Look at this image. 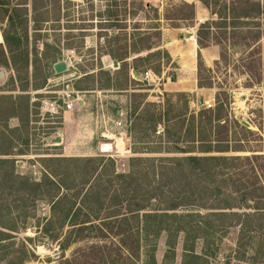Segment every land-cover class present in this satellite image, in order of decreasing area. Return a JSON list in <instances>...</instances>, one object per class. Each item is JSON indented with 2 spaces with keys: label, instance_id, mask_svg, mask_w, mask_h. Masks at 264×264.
Masks as SVG:
<instances>
[{
  "label": "rangeland",
  "instance_id": "obj_1",
  "mask_svg": "<svg viewBox=\"0 0 264 264\" xmlns=\"http://www.w3.org/2000/svg\"><path fill=\"white\" fill-rule=\"evenodd\" d=\"M1 1L7 5L6 9L0 7V41H3L2 30L7 27V11L11 12L18 3L27 4V9L23 7L21 11L12 12L18 18L16 28L21 38V43L16 47L18 52L13 56L14 61L11 63L9 59L10 62H7L0 56V209L13 206L14 198L11 195L30 192L31 187L18 186L22 184L21 180L15 185L14 179L43 182L49 175L50 179L64 180L68 187L65 190L77 195L85 191L87 184L84 183L87 180L90 182L97 176L115 187L119 183L115 179L117 173L127 172L132 164L138 166L140 171L141 166L152 168L158 166L160 161L176 162L177 158L186 156L178 150L181 144L188 151H195L191 155L197 156L200 128L193 131L190 115L208 109L207 103L212 106L211 110H218L223 105L222 113L230 121L225 137L231 152L223 156H246L251 155L250 151L264 153V37L260 43L261 65L257 70L261 77L259 85H256L255 79L254 83L249 81L244 73V66L250 59L248 54L243 49H236L227 53L225 61L215 63L211 69L206 66V70L203 69V83L206 84L205 80L208 79L207 82L213 85L211 93L207 88L188 93L179 90L188 84L191 75L184 70V76L178 78V74L182 73L178 61L181 53L190 49L198 24L210 19L208 11L197 0L174 1L175 4L182 1L194 4L196 8V28H192L193 24L190 23L184 24L188 27L180 29L171 28L163 20L165 8L170 4L167 0H37L39 7L42 4L47 6L46 11L37 13L38 20L48 21L41 27L46 31L40 34L34 31L32 0H18V3L16 0ZM117 14L120 16L118 20H126V25L107 23L109 18L114 20L113 15ZM156 14L160 23L154 20ZM156 27L162 33L160 48L144 51L140 56L145 58L157 50L160 53L138 62L137 76L134 70H130L131 59L127 63H118L115 59L125 54L119 40L112 39L109 45L99 38V35L120 38L121 34H155ZM12 32L10 30L9 33ZM152 42L155 40H144L142 45L146 47ZM43 43L47 47L44 48ZM68 53L74 56L70 69L56 75L54 64L64 61ZM114 62L118 63L117 67ZM207 70H211V73ZM147 74L148 79H145ZM171 80L176 85L169 87ZM67 92L76 98L73 117L85 125L87 131L84 134L82 124H66L62 112L55 118L42 111L43 102L65 96ZM201 100H205L204 105L200 104ZM59 103L62 105V102ZM83 103L85 106H82ZM172 119L176 120L170 122ZM119 121L121 128L115 127ZM189 129L192 133H189ZM204 132V135L207 134L205 129ZM103 135L109 139H104ZM120 136L125 137V154H118L116 150L112 154L100 153V146L105 143L113 144L115 149L116 138ZM82 141L84 145H81ZM236 148L243 151L233 152L232 149ZM217 155L221 154L206 156ZM97 158H104L105 161L96 160L91 164L76 162ZM147 159H151V162H147ZM86 165L88 170H85ZM191 167L195 169L199 166ZM222 172L228 173L226 170ZM223 180L221 193L228 194L231 180L227 175H223ZM233 181H238V177H234ZM208 182L205 180L204 185H210ZM245 182L250 185L253 179L245 178ZM237 185L244 190L242 183ZM194 188L190 181L183 182L180 188L167 187L163 182L154 193L171 197V193L177 192L178 204L200 209V212L192 213L193 217L188 220L191 226H196L202 220L200 216H208L211 212L204 211V208H217L224 203L220 202V198L215 203V197H211L220 195L217 190L208 189L210 199L203 200L194 192ZM232 189L235 190L233 186ZM33 206L37 208V213H33L35 219L29 221L30 227H33L32 222H43L51 214L44 202ZM110 207V203H103L102 217L103 214L110 216ZM186 213L176 212L178 215ZM173 222L175 218L165 219L170 229H173ZM212 222L199 231L194 228L190 239L183 233L171 236L168 232L143 238L140 263L264 264V221L244 230V235L240 226ZM35 232L28 229L19 235L17 242L25 237L36 238ZM38 242L35 249L37 258L27 264H58L57 260L63 255L59 246L47 239H39ZM90 243L72 245L65 256L70 257L74 251Z\"/></svg>",
  "mask_w": 264,
  "mask_h": 264
},
{
  "label": "trees",
  "instance_id": "obj_2",
  "mask_svg": "<svg viewBox=\"0 0 264 264\" xmlns=\"http://www.w3.org/2000/svg\"><path fill=\"white\" fill-rule=\"evenodd\" d=\"M16 1L18 3L21 0ZM167 1L170 4L165 8L163 20L171 28L188 27L190 23L193 24L192 28H196L194 4L184 1L175 4V0ZM197 1L210 14V19L198 24L197 27L196 41L199 49L219 47L221 53L218 62L225 61L229 51L243 49L250 58L244 66V73L249 77V81L254 83L255 79L256 85H259L261 77L257 70L258 66L261 65L260 43L264 37V0ZM31 3L34 31L36 34H40V32L46 31L41 27L48 21L38 20L39 14L37 13L46 11L47 6L42 4L39 7L37 0H32ZM6 5L0 0V7L6 9ZM123 6H125V2ZM13 7L11 12L7 11L5 17L7 27L2 30L4 43L1 44L3 41H0V56L7 62H10L9 59H11V63L14 61L13 56L18 52L16 47L21 43L16 28L18 18L12 12L21 11L23 7L27 9V4L18 3ZM151 10L158 13L157 10ZM113 16L115 19L109 18L107 23L115 22L117 25H126V20H118L120 17L118 14ZM154 20L158 23L161 21L157 14ZM155 29L157 30L155 34H132L130 36L121 34L120 38L118 36L99 35V38H103L109 45L110 40H119L122 45L121 49L125 50V54L115 59L118 63H127L131 59L130 70L139 73V69L136 67L138 62L160 53V50H157L145 58L140 56L144 51L151 52L160 48L162 33L159 27ZM10 30L13 32L9 33ZM152 39L155 42L143 47L142 42L144 40L151 41ZM43 47H47V44L43 43ZM109 55L112 56V54ZM197 68L199 88L212 89L213 85L207 82L208 79L205 80L206 84L203 83L201 74L205 65L200 53ZM207 72L211 73V70H207ZM171 81L175 82L174 80ZM223 107L221 105L218 110L203 109L198 114L192 113L190 115L193 131L200 128L198 133L201 138L199 135L197 156L191 155L195 151H188L184 144L178 145L180 153L186 156L177 158V161L172 163L160 161L158 166H152L153 169L151 166H141L140 171L138 166L132 164L127 172L117 173L115 179L119 183L115 187L97 176L90 182L87 180L84 183V185L87 184L85 191L72 195L65 190L68 187L64 180L50 179L48 174L43 182H31L21 178L14 179L15 185L21 180L22 184L18 186L31 187V189L28 188L30 191L28 194L11 195L14 198L13 206L0 209V264H27L32 262L37 258L35 249L40 243L38 242L39 239H47L59 246L63 255L57 260L58 264H141V242L143 238L157 237L168 232L171 233V236L183 233L187 239H190V233L194 228L195 231H199L205 225L214 223L213 220L220 225L240 226L241 234L244 235V230L263 222L264 153L250 151L251 155L246 156L222 155L231 152V147L225 137L228 135L230 121L227 115L222 113ZM176 119H172L170 122ZM208 127H210V131ZM204 129L207 131L205 135ZM232 151L242 152L243 150L236 148ZM212 153L221 155L206 156ZM96 160L105 161L104 158H97L77 160L76 162L91 164ZM131 161H136V159H131ZM146 161L151 162V159ZM191 165L199 167L194 169ZM85 170H88V165L85 166ZM223 170L228 173L224 174ZM194 172H198V174H193ZM223 175L228 176L231 185L235 188L233 190L232 186H229L231 188L227 189L228 194L221 193L223 188L220 184L225 181ZM234 177H238V181H233ZM245 178L253 179V182L247 185L246 182L244 183ZM205 180L206 182L209 181L210 185H204ZM185 181H190L191 186L195 187L194 192L200 195L203 200L210 199L207 195L208 189L217 190L220 195L211 197H215V203L219 201V198L222 199L220 202L224 203L217 208H204V211L211 212L208 213V216H200L202 220L196 226H191L188 220L193 217L192 213L200 212V209L178 204L177 192L171 193L172 200H170V196L154 193L163 182L167 187L180 188V185ZM238 183L244 185V190L238 188ZM43 189L45 190L43 191ZM233 201L234 204H231ZM40 202L49 206L50 217L44 218L43 222L40 223L32 222L33 227H30L29 221H34L33 213L35 211L37 213V208H34L33 205H38ZM28 203L33 205H27ZM103 203L111 204L110 216L103 214L102 217ZM235 209L247 210L248 212L239 213L233 211ZM178 211H187V213L178 215L176 214ZM166 218H175V222L171 226L173 229L165 224ZM212 227L214 226L212 225ZM28 229L36 230V238L25 237L17 242L19 235L27 232ZM82 242L91 243L84 248L77 249L70 257L65 256L67 249Z\"/></svg>",
  "mask_w": 264,
  "mask_h": 264
},
{
  "label": "crops",
  "instance_id": "obj_3",
  "mask_svg": "<svg viewBox=\"0 0 264 264\" xmlns=\"http://www.w3.org/2000/svg\"><path fill=\"white\" fill-rule=\"evenodd\" d=\"M199 53L201 55V58L203 60L204 65L209 69L213 68L214 64L216 62H218L219 58H220V51L217 47H210V48L201 50V49H199V47L197 45L196 37L192 38V44H191L190 49L187 51H183V54L181 53L182 56H181L180 60L178 61V66L182 68L181 69L182 73L178 74V78L179 77L182 78L184 76V73H185L184 70L185 71L187 70V72H189V74L191 75V78L189 79V82H187L188 84L186 86H184V88L180 89L179 91L188 92V93H195V92H201L202 90H206V89H200L198 86L197 58H198ZM174 85H176L175 82L169 83V87H172ZM69 91H71V89H69ZM207 91L210 93L212 92L211 89H207ZM73 97L75 99V106H76L77 101H76L75 96H73ZM204 102H205V100H204ZM82 106H85V103H83ZM119 114H120V112H118V115ZM63 118H64L66 124H67V122H69L70 124H72V126L78 125L79 123L82 124L83 134L87 131L85 125L81 121H78L73 117V111L63 113ZM77 132H78V135L81 134V132H79V130ZM75 143H77V142H75ZM84 143L85 142L82 141L81 145H84Z\"/></svg>",
  "mask_w": 264,
  "mask_h": 264
},
{
  "label": "built area",
  "instance_id": "obj_4",
  "mask_svg": "<svg viewBox=\"0 0 264 264\" xmlns=\"http://www.w3.org/2000/svg\"><path fill=\"white\" fill-rule=\"evenodd\" d=\"M74 58L73 53H68L64 59V61L67 63L68 69H70L72 65V59ZM148 75H146L145 79H148ZM62 102V105L61 103ZM43 108L42 111H45L47 114L51 115L52 117H57L63 113L73 111L75 108V99L73 97L72 93L67 92L65 96H58L57 99L54 100H47L46 102H43ZM212 106L207 103V108L210 109ZM115 127L121 128L122 123L119 121L115 123ZM104 139H109L106 135H103ZM125 138V137H124ZM115 150V149H114Z\"/></svg>",
  "mask_w": 264,
  "mask_h": 264
},
{
  "label": "water",
  "instance_id": "obj_5",
  "mask_svg": "<svg viewBox=\"0 0 264 264\" xmlns=\"http://www.w3.org/2000/svg\"><path fill=\"white\" fill-rule=\"evenodd\" d=\"M114 66L117 67L118 63L114 62ZM53 70H54L56 75H61L63 73L68 72L69 69H68L67 63L65 61H59V62L54 64ZM134 75L137 76V73L134 72ZM1 76H3V74H1ZM200 104L204 105L205 104L204 100H201ZM114 151H115L114 146L111 143H105V144H102L100 146V153H102V154H112Z\"/></svg>",
  "mask_w": 264,
  "mask_h": 264
},
{
  "label": "bare ground",
  "instance_id": "obj_6",
  "mask_svg": "<svg viewBox=\"0 0 264 264\" xmlns=\"http://www.w3.org/2000/svg\"><path fill=\"white\" fill-rule=\"evenodd\" d=\"M115 150L118 154H125L127 151L124 137H117L115 143Z\"/></svg>",
  "mask_w": 264,
  "mask_h": 264
}]
</instances>
